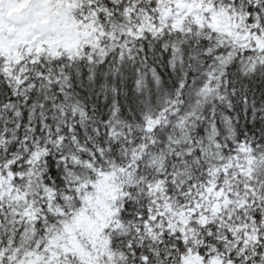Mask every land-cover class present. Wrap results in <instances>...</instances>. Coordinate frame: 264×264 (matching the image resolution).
Listing matches in <instances>:
<instances>
[{
	"label": "snow or ice",
	"instance_id": "obj_1",
	"mask_svg": "<svg viewBox=\"0 0 264 264\" xmlns=\"http://www.w3.org/2000/svg\"><path fill=\"white\" fill-rule=\"evenodd\" d=\"M0 264H264V0H0Z\"/></svg>",
	"mask_w": 264,
	"mask_h": 264
}]
</instances>
